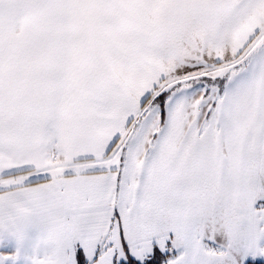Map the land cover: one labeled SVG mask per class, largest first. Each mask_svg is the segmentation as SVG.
<instances>
[{"label": "snow or ice", "instance_id": "6c2138e0", "mask_svg": "<svg viewBox=\"0 0 264 264\" xmlns=\"http://www.w3.org/2000/svg\"><path fill=\"white\" fill-rule=\"evenodd\" d=\"M0 264H264V0H0Z\"/></svg>", "mask_w": 264, "mask_h": 264}]
</instances>
